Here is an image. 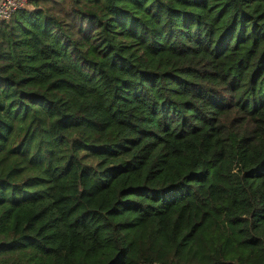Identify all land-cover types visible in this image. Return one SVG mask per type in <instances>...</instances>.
I'll list each match as a JSON object with an SVG mask.
<instances>
[{
  "label": "trees",
  "instance_id": "trees-1",
  "mask_svg": "<svg viewBox=\"0 0 264 264\" xmlns=\"http://www.w3.org/2000/svg\"><path fill=\"white\" fill-rule=\"evenodd\" d=\"M0 21V264H264V0H28Z\"/></svg>",
  "mask_w": 264,
  "mask_h": 264
},
{
  "label": "built area",
  "instance_id": "built-area-1",
  "mask_svg": "<svg viewBox=\"0 0 264 264\" xmlns=\"http://www.w3.org/2000/svg\"><path fill=\"white\" fill-rule=\"evenodd\" d=\"M28 8V0H1L0 2V21H8L17 11Z\"/></svg>",
  "mask_w": 264,
  "mask_h": 264
},
{
  "label": "crops",
  "instance_id": "crops-1",
  "mask_svg": "<svg viewBox=\"0 0 264 264\" xmlns=\"http://www.w3.org/2000/svg\"><path fill=\"white\" fill-rule=\"evenodd\" d=\"M0 2H1V0H0Z\"/></svg>",
  "mask_w": 264,
  "mask_h": 264
}]
</instances>
